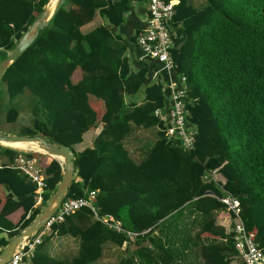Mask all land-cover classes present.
Returning a JSON list of instances; mask_svg holds the SVG:
<instances>
[{"label":"trees","instance_id":"16d2710c","mask_svg":"<svg viewBox=\"0 0 264 264\" xmlns=\"http://www.w3.org/2000/svg\"><path fill=\"white\" fill-rule=\"evenodd\" d=\"M175 1L167 29L175 73L186 80L183 111L194 131L189 151L174 144L166 122L155 116V111L164 115L169 109L160 81L148 83L157 64L139 51L144 63L132 71L124 56L126 45L112 38L109 28L124 22L130 0H64L48 26L4 71L0 86L6 103L26 90L51 111L49 125L34 119L23 136H39L71 151L74 176L64 199L93 191L95 214L118 221L137 235L133 242L138 244L151 240L158 224L188 209L201 219L195 238L209 241L199 247L202 263L230 264L235 257L233 226L225 233L212 216L230 219L217 200L225 193L237 200L244 230L264 254V0H205L198 10L186 0ZM47 2L0 0V61ZM95 11L105 24L82 34L80 28ZM139 91L142 102H124ZM18 114L9 108L6 122L13 123ZM98 126L92 148L74 153L71 147L82 141V134ZM132 126L157 129L138 162L122 147ZM18 155L0 145V251L40 212L34 207L35 185L11 168ZM25 155L44 174L43 206L60 181L61 166L44 154ZM215 174L223 178L222 185L211 179ZM53 235L77 240L76 255L50 257L43 246ZM124 242L125 235L81 208L50 226L29 263L93 264L104 244L120 247ZM161 251L144 255L145 249L138 247L116 264H134L133 258L174 264L168 251Z\"/></svg>","mask_w":264,"mask_h":264},{"label":"built area","instance_id":"2783aa9c","mask_svg":"<svg viewBox=\"0 0 264 264\" xmlns=\"http://www.w3.org/2000/svg\"><path fill=\"white\" fill-rule=\"evenodd\" d=\"M174 2H163L162 0H146L147 19L144 29L137 35L135 43L141 55L148 60L154 61L158 69L151 73L150 80H159L161 91L168 92V111L161 115V111H155L166 122L167 134L170 139L184 151L193 148L194 131L186 125L185 113L183 111L186 94V80L183 76L175 73V65L170 57L172 47L168 23L173 15ZM12 169L26 177L35 185L36 199L34 207L41 202V191L45 187L44 174L32 158L24 153L19 154ZM211 179L214 182V175ZM95 193L90 191L84 198L63 199L55 212L45 221L35 236L25 242H21L9 258L7 264H30L34 247L39 243L42 236L49 232L52 224L60 223L63 219L81 208H87L94 214V219L111 229L115 233H121L128 240L137 236L123 229L118 221L110 216L98 217L93 205ZM223 205V211L228 213L233 226V249L235 258L239 264H264V254L261 253L251 237L245 232L239 218V206L237 200L228 193L217 199Z\"/></svg>","mask_w":264,"mask_h":264},{"label":"crops","instance_id":"0c3cea01","mask_svg":"<svg viewBox=\"0 0 264 264\" xmlns=\"http://www.w3.org/2000/svg\"><path fill=\"white\" fill-rule=\"evenodd\" d=\"M172 2H174V5L177 4V1L175 0H172ZM186 2L196 10L202 8L205 4V0H186ZM146 19V0H130L129 10L124 14V22L120 26L109 28L113 40H120L126 45L127 48L124 56L128 59L132 71L136 70V68L144 63L143 59L140 57L139 49L132 39L133 36H137L144 29ZM104 24L105 22L103 18H101L98 12L95 11L92 20L83 25L80 28V31L82 34H85ZM74 78H78V75L74 74ZM150 81L151 80L148 77V83ZM138 93L129 98L124 97V102L126 104L130 102L139 104L142 102V93L141 91ZM100 128L101 126H98L93 130L84 132L82 134V141L71 147L73 152L80 153L86 148H92V142L95 136L98 135ZM153 129L155 130V128H150V130ZM150 142V137L143 135L140 129L135 128L132 130L131 128L128 136L122 142V147L126 151L128 157L134 162H138L140 160L141 151H143L145 145ZM152 143L153 141L151 144ZM54 160L59 163L58 160ZM214 182L222 185L224 180L219 174H215ZM36 208L41 210V203H39ZM183 210L182 212H177L169 217L161 224H158L152 232L151 240L138 244L134 243L133 239H131L128 240V242H124L120 247L107 243L104 244L102 246L101 257L93 264H114V262H117L122 258L125 259L130 257L133 254V251L138 247H143L145 249L144 255L149 253L153 254V256L157 255V253H162L161 249H166L169 253L168 258L171 257L170 260L174 264H203L199 256V247L201 244H206L209 241H198L195 238V234L201 225L200 216L194 212H189L188 209ZM212 216L214 221L213 224L215 226L221 227L225 233L230 231L232 223L229 218H219L216 213L212 214ZM48 233L49 232L45 235H48ZM77 244V240L75 239L53 235L47 242H45L43 249L52 258L61 257L64 253H75V251H77ZM125 248L128 249L127 252H121L125 250ZM126 254H129V256L125 257ZM115 257L118 258L117 261H114ZM133 260L137 264H145L144 262L140 263L139 258H134ZM230 264H238L237 259L235 257L230 258Z\"/></svg>","mask_w":264,"mask_h":264},{"label":"water","instance_id":"95a60500","mask_svg":"<svg viewBox=\"0 0 264 264\" xmlns=\"http://www.w3.org/2000/svg\"><path fill=\"white\" fill-rule=\"evenodd\" d=\"M64 0H54L52 9L48 6L49 0L41 12L35 17L26 31L22 34L13 50L0 61V81L4 71L12 64L36 39L39 31L48 26L53 16L61 8ZM35 143L40 150L51 158L59 161L62 166L60 181L55 186L54 192L49 196L42 206L39 214L33 221L17 236L13 237L8 244L0 251V264H7L9 258L21 242H25L35 235L43 226L45 221L55 212L60 202L65 198L67 189L73 179V155L67 147H59L46 141L39 136H0V145L7 143ZM40 153V154H43ZM60 158V159H59Z\"/></svg>","mask_w":264,"mask_h":264},{"label":"rangeland","instance_id":"374dc122","mask_svg":"<svg viewBox=\"0 0 264 264\" xmlns=\"http://www.w3.org/2000/svg\"><path fill=\"white\" fill-rule=\"evenodd\" d=\"M5 100H6V95L4 93L2 86H0V136H2V135L23 136L25 133L24 129L31 127L34 119L43 121L47 125H49V123L51 121V111L48 110L43 105V103L40 101V99L31 95L26 90L23 91V93L21 95H18L11 103H8V102L6 103ZM9 108H13L19 113L16 120L13 123H7L5 120V112ZM131 128H132V130L135 129V127H133V126ZM139 129L143 135L150 137L151 142L156 139L157 136H156L155 130H157V129H155V130L154 129L153 130L143 129V128H139ZM151 142L147 143L145 145L142 153L140 154V159L143 158L144 155L146 154V152L149 150V148L151 146ZM3 145H4V147H7L5 144H3ZM15 151H17L19 154L20 153L25 154L27 152L38 153V152H33V151H24V152L18 151V150H15ZM127 250L128 249L125 248V250H123L121 252L126 253ZM75 255H76V251H75V253H64L63 255H61V257H53V258L64 260V259L72 258ZM127 256H129V254L128 255L126 254L125 257H127ZM133 259H132V263L137 264L136 262H134ZM117 260H118V258L115 257L114 261H117ZM117 262H114V264H116ZM137 262H139V261H137ZM110 264H112V263H110Z\"/></svg>","mask_w":264,"mask_h":264},{"label":"bare ground","instance_id":"6f19581e","mask_svg":"<svg viewBox=\"0 0 264 264\" xmlns=\"http://www.w3.org/2000/svg\"><path fill=\"white\" fill-rule=\"evenodd\" d=\"M53 1L54 0H49V3H48V6L47 7H50V10L52 9ZM5 145L8 148H11V149H14V150H18V151H33V152L43 153L40 150V148L35 143H20V142H14V143H7Z\"/></svg>","mask_w":264,"mask_h":264}]
</instances>
